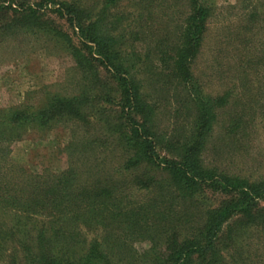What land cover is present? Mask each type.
I'll list each match as a JSON object with an SVG mask.
<instances>
[{
    "label": "rangeland",
    "instance_id": "rangeland-1",
    "mask_svg": "<svg viewBox=\"0 0 264 264\" xmlns=\"http://www.w3.org/2000/svg\"><path fill=\"white\" fill-rule=\"evenodd\" d=\"M81 1L92 15L104 0ZM38 2L0 1V112L12 107L39 109L53 96L82 94L91 98L94 110H87L79 119L60 120L45 132L26 130L12 144L9 178L28 179L31 175L37 182H44L68 168L75 170L71 192L77 195L99 186L98 196L104 193L107 198L96 202L103 206L101 216L119 206L114 221L97 229L99 237L106 233L120 237L121 245L108 246L115 254L126 256L118 263L147 264L151 250H161L174 235L193 233L189 229L199 226L204 209L217 207L228 196L203 186L186 200L161 170L120 168L127 152L114 133L119 114L115 84L94 57L88 67L86 63L78 66L70 53L72 48L84 50L76 29L60 15L57 5L47 3L38 8ZM197 3L209 10V17L201 48L190 67L205 95L228 92V101L218 112L201 160L205 166H216L230 176L264 179V0ZM194 5L188 0H121L112 6L114 20L124 29L126 49L138 60L136 75L142 91L157 110L154 124L160 135L156 145L160 158L174 157L187 133L186 124H190L185 117L187 110L176 100L183 94L178 96L174 81L163 79L167 67L162 59L177 49L181 26ZM260 206L264 208V201ZM128 209L134 214L130 221L146 222L156 233L153 239L136 231L124 236L129 230L118 212ZM34 233L29 231L22 238H32ZM95 234L87 232L86 240ZM4 248V253L10 254V244ZM218 249L217 264H264V223L246 225L237 219L225 228ZM18 256L19 264H28L23 251Z\"/></svg>",
    "mask_w": 264,
    "mask_h": 264
},
{
    "label": "trees",
    "instance_id": "trees-1",
    "mask_svg": "<svg viewBox=\"0 0 264 264\" xmlns=\"http://www.w3.org/2000/svg\"><path fill=\"white\" fill-rule=\"evenodd\" d=\"M120 1L104 0L92 15L84 9L81 0H66L60 4L55 0H39L36 5L38 8L47 3L57 5L60 15L66 16L76 29L84 49H70L78 66L86 63L88 67L89 59L94 57L114 82L119 106L114 133L127 152L120 168L161 170L186 200L203 186L228 196L217 207L204 209L199 226L189 229L193 233L188 234L179 227L185 231L182 236L169 238L157 252L151 250L147 264H217L220 261L218 242L227 226L235 224L237 219L246 225L264 223V208L260 206L264 201V179L250 181L230 176L216 166H205L201 160L218 112L228 101V92L215 97L205 95L190 67L201 48L209 10L199 5V0H188L195 5L185 25L181 26L177 49L172 56L162 59L167 67L163 70V79L174 81L178 96L183 94V98L176 100L187 110L185 117L190 122L186 124L187 133L177 145L174 157L166 159L160 158L156 148L157 135L160 136L154 124L157 110L142 91L141 80L136 75L138 60L134 52L127 51L124 29L112 16V6ZM87 110L92 113L94 104L82 94L69 98L53 96L39 109L12 107L0 112V165L4 164L5 171L0 172V264H19L20 251L28 264H119V259L126 257L108 248L121 245L120 237L97 234L102 224L114 221L119 207L116 205L107 216L99 214L103 206L96 202L107 200L104 193L98 196L99 186L75 195L70 187L76 173L71 168L44 182H37L31 175L28 179L9 178V169L13 167L8 159L12 144L18 142L26 130L45 132L60 120L82 118ZM231 127H235V122ZM123 204L130 207L128 202ZM118 213L125 218L123 223L129 230L125 237L135 231L150 239L156 235L146 222L133 224L130 218L134 214L129 209ZM32 230L35 231L32 238H22ZM87 232L96 234L86 240ZM6 243L11 246L10 254L4 253Z\"/></svg>",
    "mask_w": 264,
    "mask_h": 264
}]
</instances>
